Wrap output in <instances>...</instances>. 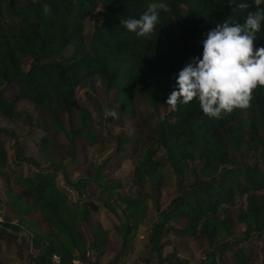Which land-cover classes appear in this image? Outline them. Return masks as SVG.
<instances>
[{
  "label": "trees",
  "instance_id": "16d2710c",
  "mask_svg": "<svg viewBox=\"0 0 264 264\" xmlns=\"http://www.w3.org/2000/svg\"><path fill=\"white\" fill-rule=\"evenodd\" d=\"M150 2L0 0V118L21 119L17 104L29 102L36 117L24 118L43 134L38 151L45 165L21 154L16 163L27 162L29 170H12L3 144L11 134L0 129L6 222L17 221L43 252L59 254L69 263L92 264L87 253L103 254L108 233L101 231L91 242L84 239L91 212L70 202L57 181L60 174L77 195L97 187L93 199L108 207L115 199L125 207L127 220L122 229L116 227L123 245L148 218V198L120 195L118 181L101 171L105 162L87 163L76 184L67 180L64 168L75 163L80 146L104 149L106 143L99 129L103 119H93L88 108L77 104V92L82 90L91 105L100 101L107 109L115 105L120 119L133 126V136L116 135L115 156L130 146L131 190L150 185L157 219L149 231L160 263L182 264L176 260L177 249L163 256L162 238L172 234L184 244L196 238L202 249L209 250L197 264H249L245 248L236 243L264 233V87L253 90L249 108L234 109L221 118L206 116L198 100L179 105L177 111L166 101L179 71L193 58H202L207 33L225 20L243 24L247 13L256 10L254 0H162L168 11L160 13L155 32L138 38L121 21L139 18ZM240 3L249 7L240 10ZM44 4L51 9L47 15ZM96 10L102 11L103 19L87 41L85 22ZM256 37L254 50L264 47V23ZM9 85L17 90L12 98ZM59 134L68 142L62 147ZM168 168L180 191L162 210L156 198L167 185ZM188 180L192 183L186 184ZM237 198H244V207L231 211ZM236 225H244L246 231L241 233ZM226 253L230 254L224 260Z\"/></svg>",
  "mask_w": 264,
  "mask_h": 264
},
{
  "label": "rangeland",
  "instance_id": "374dc122",
  "mask_svg": "<svg viewBox=\"0 0 264 264\" xmlns=\"http://www.w3.org/2000/svg\"><path fill=\"white\" fill-rule=\"evenodd\" d=\"M102 19V11L96 10L85 22L84 37L87 41L90 39L94 26L99 25ZM71 51L72 49L67 51V54L70 55ZM6 62H8L7 57ZM1 69L2 67H0V71ZM7 90L8 97L12 98L13 96H16L15 93L17 90L14 85H9L7 87ZM96 97L98 99H101L100 96H95V98ZM85 98V92L82 90H78V106L88 108L93 119H103L102 121H104L101 123L99 129L101 128L102 135H104V137L106 138L105 148L102 149L100 147L94 146V148L88 150L84 149L83 146H80L76 151L75 163L72 162L66 164L64 168L67 180L72 182L73 184H76L79 182V180L83 179V175L81 173L85 169L87 163L100 165L101 163L105 162L104 167L101 171L103 173H106L109 180L118 181L116 191L119 192L120 195L128 196V194H131L138 199H141L142 196H146L148 198L150 219L147 218L145 220L146 225L145 223L142 224V226L144 225L142 227L143 229L138 228L137 230H135L132 234V237H129V243L123 245V240L116 230V225L119 226L120 229H122V224L125 222V220H127V216L124 213L125 207L120 205L115 199L110 201L109 207L105 205V202H103L102 200H98L97 198L93 199L92 197L97 195L98 193L97 187H90L89 189H86L84 191L85 193L81 192V196L77 195V192L72 190V187L66 183L63 175L61 174L57 178L59 186L69 195V200L71 203L74 204L81 200L82 204H92L94 206L92 208L93 215L91 214V219H93L94 221V224H92V226L96 228L95 234H100L101 231H107L108 233V235H105L107 239V245L105 246V248H107V254H109L110 256L102 258L100 256V263L161 264L159 261V256L155 253L156 249L153 250L155 247V243L153 237H150L152 233L148 231V233L146 232L144 238L141 236L144 233V229H146L144 227L150 224L152 221L153 222L151 224H153L155 222V219H157V215L155 212L156 208L154 206V203L152 202L150 196L151 194L149 192L150 185H144L143 187L141 186L142 188L135 187L133 190H131L132 184L134 183L132 181V148L130 146H126L125 150L122 151L120 155L115 156L117 143L116 135L119 134L133 136V126L126 120L120 119L119 114L118 118L115 119L112 117H106L105 110L107 109V107L105 106L104 108V104L101 101L97 105H91V103H89ZM113 98L114 95H111V97H109V104H112ZM112 109L119 113L115 105L112 107ZM17 110L21 113V119L19 118V120H8L0 118V129H6L11 134V136L4 137L3 143L6 149L8 165L12 170L15 169L28 171L30 166L27 164V162L16 163V155L22 154L25 157L36 161L40 166H45L38 151V146L41 142V139L43 138V134L38 130L30 128L24 118L28 115L34 121L36 115L33 111V108L29 104V102L21 101L17 104ZM164 112H166V110L161 111V113ZM58 137L61 141V147L62 145L64 146L66 145V143H68L64 135L59 134ZM261 168L264 171V165H261ZM167 174V185L162 187L160 197L156 198L159 208H161L162 210H165L171 204V202L179 196L180 191L178 187V181L175 179L169 168L167 169ZM8 176L10 177L11 175L8 174ZM188 183H192V181H186V184ZM6 187L7 186L4 178L0 177V205L2 206L6 205ZM243 207L244 198H237L231 211L240 210ZM2 217V222L8 219L7 215H3ZM147 220L149 221L146 222ZM235 228L241 233L246 231L244 225H236ZM92 232L93 231L90 230V227H85V230L83 229V236L86 241H92L94 236V233ZM89 236H91V240L88 238ZM140 237L142 238L140 239ZM239 237H243V235L240 234ZM199 243L200 241L195 238L193 239V241H191V243L187 242V244H184L177 238H173L172 234H169L165 238H162L160 244L162 245L161 248L163 256L172 254L174 250L177 249L178 252L176 254V260L178 263L182 262V264H197L199 261H202V258H204V255L208 250L207 248L202 249ZM241 246H243L246 250V258L249 264H264V233L252 234L243 244L236 243L237 248ZM229 254L230 253H226V255H224V260L228 259Z\"/></svg>",
  "mask_w": 264,
  "mask_h": 264
},
{
  "label": "clouds",
  "instance_id": "9594fccd",
  "mask_svg": "<svg viewBox=\"0 0 264 264\" xmlns=\"http://www.w3.org/2000/svg\"><path fill=\"white\" fill-rule=\"evenodd\" d=\"M255 11H249L243 24L227 20L217 24L203 40L202 58H193L179 71L176 86L166 101L171 110L181 104L199 101L202 112L210 118H221L223 113L251 106L253 90L264 87V47L254 50L256 34L264 23V0H254ZM238 9L249 7L240 3ZM47 15L51 9L43 5ZM168 11V4L153 0L139 18L121 21L127 31L138 38L150 37L160 21V13ZM101 81L97 79V85ZM106 117L118 118L114 109L105 110Z\"/></svg>",
  "mask_w": 264,
  "mask_h": 264
},
{
  "label": "crops",
  "instance_id": "0c3cea01",
  "mask_svg": "<svg viewBox=\"0 0 264 264\" xmlns=\"http://www.w3.org/2000/svg\"><path fill=\"white\" fill-rule=\"evenodd\" d=\"M78 203L80 204V206L88 207L91 214L93 215L92 208L94 206L92 204H89V205L82 204L81 200H79ZM1 206L2 205H0V208L2 209V210L0 209V228L1 230L5 229V231L0 230V264H51L50 258L52 254L51 253L49 254V251L43 252L41 249L39 248L37 249L35 247V241L34 243H32V240L34 239L32 238V236L26 229H23V227H19V225L16 223L15 220H12L11 222H6V221L2 222L1 218H3L2 217L3 215L6 216L7 212L5 211L4 205L2 207ZM148 219H150L149 213H148ZM91 220L93 221V219ZM148 221L149 220H147L146 222ZM7 223L13 226L5 227L4 224H7ZM151 223L144 227L146 228L143 231L144 233L141 232L143 233V235H141L143 238L146 235V232L148 233L149 229L152 227ZM92 224H94V221L92 222ZM92 224L88 227H90V230L93 231L92 233H94V236H95L97 234V233L95 234L96 228L93 227ZM143 226L141 225V227L139 228L141 229ZM116 227L119 228V226L117 225ZM97 232H98V229H97ZM94 236H93V239H94ZM142 237H140V239ZM88 238L91 240V236H89ZM26 240L29 242V247L27 248H26V242H25ZM87 242H90V241L87 240ZM107 253H108L107 248H104V253L101 255H96L93 252H88L86 255V259H89L92 262V264H102L100 263L99 257L101 256L102 258V257L110 256ZM78 261L83 262V264H88L87 262L81 261V260H74L69 263L68 259L63 258V264H73L74 262H78Z\"/></svg>",
  "mask_w": 264,
  "mask_h": 264
},
{
  "label": "built area",
  "instance_id": "2783aa9c",
  "mask_svg": "<svg viewBox=\"0 0 264 264\" xmlns=\"http://www.w3.org/2000/svg\"><path fill=\"white\" fill-rule=\"evenodd\" d=\"M51 264H63V258L59 254H52L50 258ZM73 264H83V262H74Z\"/></svg>",
  "mask_w": 264,
  "mask_h": 264
},
{
  "label": "water",
  "instance_id": "95a60500",
  "mask_svg": "<svg viewBox=\"0 0 264 264\" xmlns=\"http://www.w3.org/2000/svg\"><path fill=\"white\" fill-rule=\"evenodd\" d=\"M4 226L5 227H10V226H13V225H10L9 223H7V224H4ZM19 229H21V228H19ZM32 243H34V240H32Z\"/></svg>",
  "mask_w": 264,
  "mask_h": 264
}]
</instances>
